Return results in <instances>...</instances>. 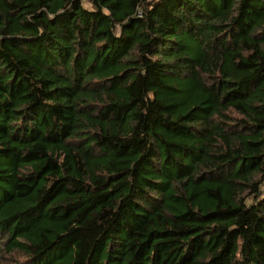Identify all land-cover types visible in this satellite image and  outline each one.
<instances>
[{
    "label": "trees",
    "instance_id": "1",
    "mask_svg": "<svg viewBox=\"0 0 264 264\" xmlns=\"http://www.w3.org/2000/svg\"><path fill=\"white\" fill-rule=\"evenodd\" d=\"M264 0H0V264H264Z\"/></svg>",
    "mask_w": 264,
    "mask_h": 264
},
{
    "label": "built area",
    "instance_id": "2",
    "mask_svg": "<svg viewBox=\"0 0 264 264\" xmlns=\"http://www.w3.org/2000/svg\"><path fill=\"white\" fill-rule=\"evenodd\" d=\"M263 193H264V190H263Z\"/></svg>",
    "mask_w": 264,
    "mask_h": 264
}]
</instances>
